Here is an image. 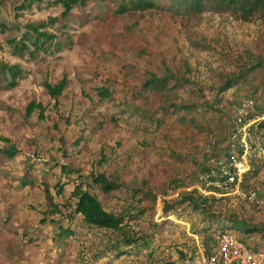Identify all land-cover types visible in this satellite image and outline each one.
I'll list each match as a JSON object with an SVG mask.
<instances>
[{
	"label": "rangeland",
	"instance_id": "374dc122",
	"mask_svg": "<svg viewBox=\"0 0 264 264\" xmlns=\"http://www.w3.org/2000/svg\"><path fill=\"white\" fill-rule=\"evenodd\" d=\"M23 1L0 0L2 19L24 29L29 22L60 17L63 12L56 0H41L22 11L18 6ZM118 2L90 1L83 9L75 8L66 29L71 44L62 52L15 55L7 39L20 32H0V61L20 64L24 70L15 88L0 89V136L9 138L21 152L14 159L0 158V264H175L181 252L200 248L201 240L193 230L207 226L209 219L190 208L166 214L161 199L176 200L168 190L172 179L204 189L198 175L207 161V136L216 134L224 146L232 101L254 96L263 105L264 21L240 22L212 12L187 17L158 9L118 14ZM59 24L51 30L65 40ZM257 62L263 65L245 81L222 90L231 77ZM145 72L187 80L178 98L202 106L197 127L187 128L177 122L176 115L159 113V94L138 97ZM65 75L69 85L56 105L44 82L56 83ZM102 87L112 91L113 100L100 99ZM31 101L46 107L43 120L38 111L25 117ZM205 102H218L224 112L204 113ZM259 132L264 138V129ZM6 145L0 140V148ZM102 153L108 162L99 167ZM29 163L36 164L38 183L22 186L21 176ZM61 164L79 174L102 171L128 186L108 194L96 189L95 193L107 211L143 212L132 221V228L139 236H148L149 249L119 258L112 253L97 257L117 236L87 228L78 215L70 219L74 183H68L61 196L54 189L58 179L68 180L60 171ZM252 165L251 173L257 169L258 174H249L244 189L254 186L257 201L209 195V205L222 219L234 213L252 225L264 224V158ZM192 177L196 183L191 184ZM43 180L49 182L62 214H53L47 206ZM128 188L152 192L157 202L141 204L130 197ZM44 218L71 226L74 235L55 243V228L52 222L44 223ZM248 243L264 245L261 238L248 239Z\"/></svg>",
	"mask_w": 264,
	"mask_h": 264
},
{
	"label": "trees",
	"instance_id": "16d2710c",
	"mask_svg": "<svg viewBox=\"0 0 264 264\" xmlns=\"http://www.w3.org/2000/svg\"><path fill=\"white\" fill-rule=\"evenodd\" d=\"M90 1L96 3L116 2L117 0H56L57 3L62 4L63 12L60 17H50L47 20H40L37 22H29L25 24L24 29L19 28L18 25L9 24L5 22L0 13V32L6 33L7 31H13L17 29L20 32L19 36H11L7 39L8 43L12 47V52L15 55L24 56L26 53L33 57H37L40 53L51 54L53 52H62L66 47H70L71 39H69L68 31L69 21L73 16V10L75 8L83 9L88 5ZM115 13L125 14L130 11H148V10H162L168 11L180 16H193L201 15L206 12H212L217 14H227L234 20L240 22H255L264 21V0H119ZM41 0H25L20 6L19 10H30L33 5L39 4ZM56 23H60L59 27L62 29V35H66V39L63 40L59 35L53 32L51 29L56 27ZM263 65L261 62H257L251 66L245 67L237 75L231 77L222 90L232 88L238 84L241 80L245 81L247 76L256 67ZM145 77L141 90L137 93L138 97H144L147 99L149 92L157 93L160 96L159 113L176 115L177 122L184 125L187 128L197 127L199 124V104L183 103L178 98L179 91L185 87L187 80L174 74H168L165 76L156 75L153 72H145ZM24 77V70L20 64H9L7 62L0 61V89L10 90L15 88L19 84V80ZM69 79L65 75L56 83L44 82V87L48 95L55 100L58 104L59 98L63 95L64 91L68 88ZM99 95L101 100H113L112 91L108 87L99 88ZM246 100H253L258 113H264V100L263 105L260 106L254 99V96H247L240 101H232L230 105V111L232 115L227 114L230 123L228 127L225 125L227 133L223 136V144L221 147L218 136L216 137V145L211 150V157L228 158L238 154V149L232 148V136L236 129L235 121V105H238ZM205 112L214 110L217 114L219 111L224 112V106L219 109L218 102L209 103L205 102ZM36 111H38V118L43 120L45 118L46 107L42 103L31 101L26 106L25 117L30 118ZM161 120L158 121V123ZM222 129V128H221ZM261 131L264 129V123L261 124ZM223 130H225L223 128ZM262 135V134H261ZM263 138V136H262ZM0 140L7 143L6 147L0 148V158L14 159L21 154L20 150L9 138L0 136ZM264 141V138H263ZM209 154L205 151V157L208 161ZM205 165L201 168L200 172L206 168ZM108 162L107 156L102 153L101 160L97 162V165L101 167ZM36 164L29 163L26 165L24 172L21 176L22 186H33L38 183V178L34 174ZM251 169H254L252 165ZM251 169L246 174L244 184L247 181ZM60 171L68 177L67 182L61 179L57 180L54 185L56 194L61 196L65 192V186L68 183H74V188L71 191L70 198L73 200L70 212L71 217L76 215L82 218V222L87 228H96L102 230L111 231L116 234V242L106 246L103 250L99 251L97 257H107V254H113L116 258L121 257L125 253H138L140 254L144 249H149L150 240L148 236H139L132 228L134 225L133 220L140 217L143 212L137 211L136 214H132L130 210H123L121 212H110L105 209L101 199L95 193L98 189L104 194L111 193L113 191L121 190L124 186L122 183L112 180L105 172H90L88 174H79L78 170L73 169L67 164L60 165ZM77 176L72 178V174ZM254 177L258 174L257 169L254 173H251ZM197 178H191V184L196 183ZM199 181V175H198ZM196 185V184H195ZM43 191L46 196V204L52 209L53 214H62V210L58 203L54 202L53 194L51 193V186L48 181H42ZM188 185L187 180L172 179L168 182V190L170 195H173L176 200L170 202L169 200L161 199L162 211L166 214L170 212L178 213L179 209L190 208L192 211L200 212L205 218L209 219L208 225L203 228L194 229L193 234L197 235L200 248L207 254H213L219 247V238L227 233L234 232L238 238L246 243L248 246L256 249L263 250L262 246H252L248 243V239L261 238L262 244H264V224L252 225L244 219L237 218L235 214L228 218H223L216 214L215 211L209 205L210 196L203 195L197 188H193ZM187 188H190L189 190ZM249 188H254L249 187ZM130 197L136 198L141 204L146 200H152L153 203L157 202L156 194L152 192H145L141 188H128L126 189ZM257 191V190H256ZM258 194V192H257ZM140 195V197H138ZM169 195V196H170ZM213 197V196H212ZM214 198V197H213ZM135 209V208H134ZM43 222H52L55 228V234L53 240L55 243L63 242L65 239L74 235V230L71 226H65L61 221H56L50 218H44ZM216 233V234H214ZM153 239V238H151ZM186 252H181V257H184Z\"/></svg>",
	"mask_w": 264,
	"mask_h": 264
},
{
	"label": "built area",
	"instance_id": "2783aa9c",
	"mask_svg": "<svg viewBox=\"0 0 264 264\" xmlns=\"http://www.w3.org/2000/svg\"><path fill=\"white\" fill-rule=\"evenodd\" d=\"M234 108L236 129L231 147L238 149V154L228 158L211 157L217 139L208 134V161L199 174L204 189L198 186L197 189L203 195L234 196L244 202H255L258 198L256 189H244L243 182L252 163L264 158V141L259 132L264 113L257 112L253 100H246ZM175 264H264V249L256 250L242 242L234 232H227L219 238V247L213 254L207 255L199 248L184 257L177 256Z\"/></svg>",
	"mask_w": 264,
	"mask_h": 264
}]
</instances>
